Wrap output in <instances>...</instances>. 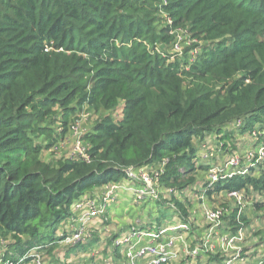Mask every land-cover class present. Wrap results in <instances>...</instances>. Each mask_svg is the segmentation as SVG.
<instances>
[{"label": "trees", "instance_id": "obj_1", "mask_svg": "<svg viewBox=\"0 0 264 264\" xmlns=\"http://www.w3.org/2000/svg\"><path fill=\"white\" fill-rule=\"evenodd\" d=\"M84 108L99 116L81 136L89 162L44 160ZM237 122L264 136V0H0V264L51 255L75 203L129 167L161 168V189L177 194L156 204L188 222L182 193L209 170L199 143L212 133L227 149ZM204 186L264 209L251 199L264 197L263 168ZM239 210L227 214L235 232ZM81 243L66 253L97 238Z\"/></svg>", "mask_w": 264, "mask_h": 264}, {"label": "rangeland", "instance_id": "obj_2", "mask_svg": "<svg viewBox=\"0 0 264 264\" xmlns=\"http://www.w3.org/2000/svg\"><path fill=\"white\" fill-rule=\"evenodd\" d=\"M179 40V50H174L173 51H180L179 54H182L183 50L187 48L191 44V40L189 39V36L184 32L181 33L179 32L177 36ZM172 51V50H171ZM172 51V52H173ZM197 49L193 50L190 52V55L188 56V60L192 61L194 58V54L197 53ZM122 103L120 106L116 109V111L113 112V116H115V119H119L122 116ZM99 119L98 114L89 111L88 109L84 108L82 112L77 113L76 115L73 116L71 122L69 123L68 130L63 137L62 140L58 141L55 145H53L50 149L47 151H44L43 153V159L46 161H52L56 160L57 158L61 156H66V155H73V147L75 143V139L78 135L82 136V133L90 130L95 122ZM240 122L234 123L229 126L228 131L230 132V138L226 139V142L230 143V146L227 149H224L221 147V142L218 143V140L214 137V135L211 133L209 135L205 136L204 142L202 144L205 145H200L201 148V156L199 154L197 155V162L201 165H207L209 167V170L207 173L201 174V171H197V181L198 186L190 189H186L182 195L184 196V199L190 203L189 205H194L192 206L194 212H204V208H228L229 210H233L235 207L240 205L235 199L232 198V196L229 195H223L222 193H218L214 195L213 197H207L205 195V191L207 190L206 187L204 186V183L206 179H208V176L210 174V170L212 173L216 172V174H219L221 172H226L227 169L229 171H238L244 169V172L247 173L249 172V169L251 167L255 168V170H258L259 168L264 169V158L260 160L258 158V149L260 146L264 145V136L262 135V138H259L258 134V126L252 131H243L241 129ZM57 128V127H56ZM60 131V128H57V131ZM259 159L258 163L252 164L253 161ZM233 160V161H232ZM236 163L240 161L241 163L237 165H229L230 162ZM260 163L262 164L261 167L259 166ZM253 165V166H252ZM238 169V170H237ZM135 186H140L135 183ZM125 192V191H122ZM166 193V192H165ZM244 194H241V196ZM164 196V195H163ZM120 199V198H119ZM251 199L252 200H264V197L256 196L254 194H251ZM202 200V201H201ZM201 201V203H198ZM140 203H145V202H140ZM252 201H243L241 205V211L245 215V221L242 226V235H243V245H246V248H243V251H246L250 248L251 251L249 254H247V261L246 262H234L233 264H256L258 262L259 258L262 263H264V209L262 210H256L254 209L253 206H251ZM145 207L143 208L142 215L145 216V219H143V224L148 223L150 221V218L155 219V216L158 217L155 221L153 220V224L155 225H160V226H169V224L174 223L173 221L177 220V217L175 213L172 210H165L164 205H158L156 207V211L152 210V208L149 207V203H145ZM200 204V205H197ZM114 202L111 203V201H108L107 203V211H111L114 207ZM201 205H204L203 208H200ZM125 207L126 209H129L130 212H135L139 213L141 212L142 209H140L141 205H135L132 203L130 200V196H128L127 199H120V203L118 206H115V213L118 215L122 208ZM200 209V210H199ZM250 210V216H247L246 212ZM124 214L122 213L121 216ZM147 217V218H146ZM104 218H102L103 221ZM98 220V219H97ZM152 221V220H151ZM207 222V221H206ZM102 223V222H99ZM104 225L100 227L99 229H91L92 232L90 233V237L97 236L98 241L97 244H105V247L103 251L99 254V258H108L112 256L111 252V239L114 236L113 233V228L114 225L116 224H122L123 220L122 218L118 217H109L106 222H103ZM116 223V224H115ZM208 226V222L206 223ZM230 224V218L225 217L223 218L222 224L216 227V229L219 230V233L217 235H213V239L219 240L220 241V236L225 233V231H230L232 233V227L233 225ZM68 225V223H67ZM72 225V224H71ZM142 225V224H141ZM196 226V225H195ZM194 226V227H195ZM206 226V225H204ZM203 226V227H204ZM124 227H126L124 225ZM150 228H153L149 226ZM158 227V226H157ZM206 228V227H204ZM193 229V228H192ZM208 231L209 229L206 228ZM194 230V229H193ZM237 231V230H236ZM235 232V231H233ZM192 237L196 239V234L192 233ZM210 239V237H208ZM204 240V235L202 237ZM212 246V245H211ZM208 247V252L211 254V251L213 249L212 247ZM67 247L63 244V242L59 243L58 247L55 249V251L49 255L47 252H43V254L39 257L40 262L42 264H80L82 263L83 258L89 257L90 253L93 252V254H96V250H91V249H96L95 247L88 249V250H78L77 252H73L70 255H68L67 252ZM92 254V253H91ZM255 256V258H250L251 255ZM117 256V254H115ZM96 256V255H95ZM246 256V255H245ZM94 258L91 256L89 260ZM89 260L88 263L89 264ZM27 264H37L35 261H30ZM209 264H218L217 261H210ZM220 264V263H219Z\"/></svg>", "mask_w": 264, "mask_h": 264}, {"label": "built area", "instance_id": "obj_3", "mask_svg": "<svg viewBox=\"0 0 264 264\" xmlns=\"http://www.w3.org/2000/svg\"><path fill=\"white\" fill-rule=\"evenodd\" d=\"M174 48L175 50L180 49L179 40L174 43ZM88 149L89 147L84 144L81 139V135H78L75 139L73 147V156L79 157L83 161L89 162ZM262 157L264 158V145L260 146L258 149V158L261 160ZM259 159H257V161ZM232 161L229 163V165L234 166L238 163H241L240 161L236 163H233ZM244 169L241 171L237 169V172L234 170L229 171V169H227L226 172H221L219 174H216V172L212 173L210 170V174L204 185H206L207 188H214L218 181L226 180L238 173L244 174ZM161 171V168L159 171H153L151 167H129L126 169V178L124 181L105 185L104 191L99 195L89 196L86 198L84 197V199L80 200L79 207H85L86 210L82 211L81 215L76 218L77 226L74 228V230L67 234V236H65L63 241L67 244L69 243L73 245L89 241L91 237L89 238L90 234L87 230V222L91 219H102L106 216L107 203L108 201L113 200L114 194L118 189L124 188L131 191L136 202H147L149 200L156 201L161 198L160 195H162V198H165L166 195L170 193L176 195L177 192L173 189H161L158 182V176ZM135 183L140 186H135ZM241 194L242 193L236 191H231L228 193L229 196H232V198L240 204L239 209H241L242 202L244 201V196H241ZM229 211L230 210L228 208H206L204 215L206 221L208 222L209 230L205 234L204 240L201 239L200 243L195 247L185 248L184 252L192 258L198 257L201 253H207L208 247L212 245L211 237L219 233V230L216 229V227L222 224L223 218L227 216ZM237 219L239 218L237 217ZM242 226L243 224L240 225L237 231L234 233L228 231L220 236V250L225 256L222 264H233L235 261L244 260L242 255V242L244 241L242 235ZM180 229L186 230L188 229V225L186 223H181L173 227H153L148 229L131 227L128 231L120 234L118 237L112 240L113 247L116 249L120 248L124 253V258L122 261H115V259L111 256L100 260L97 259L91 264H139V261L141 260H144L145 264H174L179 256L178 248L176 246V242L179 237L176 234L170 235L169 233H173ZM208 237H210V239ZM145 239H149L150 241L144 242ZM91 253L89 256H94L93 252ZM99 253V251H96L95 255L97 256ZM39 257L40 256L37 255L33 261H35L37 264H42V262L39 260ZM260 264L263 263L260 262Z\"/></svg>", "mask_w": 264, "mask_h": 264}, {"label": "crops", "instance_id": "obj_4", "mask_svg": "<svg viewBox=\"0 0 264 264\" xmlns=\"http://www.w3.org/2000/svg\"><path fill=\"white\" fill-rule=\"evenodd\" d=\"M197 186H198V183H195L191 188L195 189ZM104 189H105V185L102 186L100 189L93 191L91 194L87 195L86 197L99 195V194H101L104 191ZM120 190L125 191V192L119 193V192H121ZM128 196H130V200L132 201L133 204L141 205L140 209H142V211L141 212L139 211V213L137 214L135 212H133V213L130 212V210L126 209L125 207H123V208L121 207L122 210L117 215L115 213L116 211H115L114 207L119 205L121 198L127 199ZM82 199H84V198H82ZM82 199H80V200H82ZM80 200L77 201L75 203V205L73 206V210H74L73 213L74 214L70 218H68L65 221L64 225H63V227L67 231H69V233L72 230H74V228L77 226L76 218L81 215L82 211L86 210L85 207H79ZM201 201H199L198 203H201ZM113 202L115 204L114 207H112L113 209L111 211L109 210V211L106 212V216L104 217L103 221H102L101 218H99L98 220L97 219H91V220H89L87 222L88 233L92 232V230L94 228L95 229L96 228L99 229L100 227H102L104 225L103 222H106V220H108V218L110 216L113 217V218L114 217H118L119 219L122 218V220H123L122 224H116L115 223L116 225H114V227L111 228V229H113V233H114L113 237H115V238L118 237L120 234H123L126 231H128L131 227H138V228H141V229H146V228L148 229V228H150L149 226H151V227H157V226L158 227H164V226L153 224V220L155 221L156 219H158V217H156V216H155V219L150 218V221H148V223L145 224V226L143 224L145 222V221L143 222V219H145V216L142 215V212L144 210L143 208L146 205L145 203H149V207L152 208V210L156 211V207H157L156 202L157 201H155V200H149V201H147L145 203L136 202L133 193L131 191H129V190H126V189L122 188V189H118L115 192L114 198L111 201V203H113ZM197 205H200V204H197ZM192 206H194V205H192ZM192 206L190 207V213H189L188 222L181 221L179 216L175 213V215L177 217V220L173 221L174 223L169 224V226H165V227H173V226L181 224V223H186L188 225V229H186V230L180 229V230H177V231H175L173 233H169L170 235L176 234L179 237V239L176 242V246L178 248L179 256H178L177 260L174 262V264H209V262L212 261V260L213 261H217L218 264L219 263L222 264L223 263V259H225V256L223 255V253L220 250L221 242L219 240L213 239V236L211 237V243L214 246H213V249L211 251V254H209V252L201 253L198 257L192 258V257L188 256L184 252L185 248H192V247H195L196 245H198L200 243L203 235L205 236V234L207 233V231H206L207 229L206 228H208V226L206 224L207 222H206V219H205L204 212L203 213L202 212H200V213L199 212H194ZM203 207H204V205L200 206V208H203ZM205 209L206 208H204V211H205ZM122 213L124 214L123 216H121ZM250 213H251L250 210L248 212H246L247 216H250ZM99 222H102V223H99ZM67 223H68V225H67ZM124 225L126 227H124ZM204 225H206V226H204ZM203 226L206 227V228H204ZM226 232H228V231H225V233ZM192 233L196 234V236H197L196 239L194 237H192ZM93 237H96L97 241H98V237L96 235L95 236L92 235V237L90 239L88 238L89 241ZM89 241L83 242L81 244L87 243ZM148 241H150V240L149 239H145L144 240V242H148ZM62 242L68 249L73 246V244H69V243L67 244L64 241H62ZM104 247H105V244L104 245L103 244L100 245V243L95 246L96 251L97 252L99 251L100 253L103 251ZM91 248L89 247V248H86L84 250L86 251V250L91 249ZM110 248H111V252H112V257L115 259V261H122L123 258H124V253L122 252V250L120 248L116 249L115 247H113L112 242H111ZM242 248H246V245L242 244ZM79 249L80 248H77L75 250V252H77ZM251 249L252 248H250V249H248L246 251L242 250V255H243L244 260L243 261H239V262L243 263V262L247 261V259H248L247 254L250 253ZM84 250H82V251H84ZM71 253H73V252H71ZM115 254H117V256ZM90 257L91 256H89L87 258H83L82 263L80 262V264L88 263L87 260H89ZM93 257L94 258H92V261H91V259L89 260V264L93 263L97 259L100 260L98 254H97V256L94 255ZM250 258H255V256H253V254H252ZM256 259H258V262L256 264H260L261 260L259 258H256ZM235 262H238V261H235ZM139 264H145V261L141 260V261H139Z\"/></svg>", "mask_w": 264, "mask_h": 264}]
</instances>
